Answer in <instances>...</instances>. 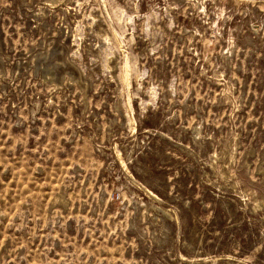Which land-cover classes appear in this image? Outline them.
<instances>
[{"label": "rangeland", "instance_id": "rangeland-1", "mask_svg": "<svg viewBox=\"0 0 264 264\" xmlns=\"http://www.w3.org/2000/svg\"><path fill=\"white\" fill-rule=\"evenodd\" d=\"M0 264H264V0H0Z\"/></svg>", "mask_w": 264, "mask_h": 264}]
</instances>
